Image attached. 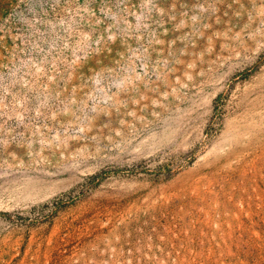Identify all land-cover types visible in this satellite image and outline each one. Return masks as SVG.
Here are the masks:
<instances>
[{
  "label": "rangeland",
  "instance_id": "1",
  "mask_svg": "<svg viewBox=\"0 0 264 264\" xmlns=\"http://www.w3.org/2000/svg\"><path fill=\"white\" fill-rule=\"evenodd\" d=\"M264 0H0V264H264Z\"/></svg>",
  "mask_w": 264,
  "mask_h": 264
},
{
  "label": "bare ground",
  "instance_id": "2",
  "mask_svg": "<svg viewBox=\"0 0 264 264\" xmlns=\"http://www.w3.org/2000/svg\"><path fill=\"white\" fill-rule=\"evenodd\" d=\"M262 84L264 83V81L263 82H261Z\"/></svg>",
  "mask_w": 264,
  "mask_h": 264
}]
</instances>
